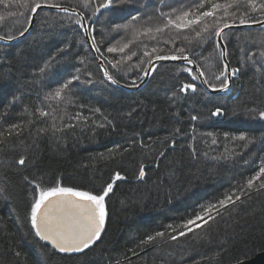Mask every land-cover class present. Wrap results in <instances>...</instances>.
Instances as JSON below:
<instances>
[{
  "label": "trees",
  "instance_id": "trees-1",
  "mask_svg": "<svg viewBox=\"0 0 264 264\" xmlns=\"http://www.w3.org/2000/svg\"><path fill=\"white\" fill-rule=\"evenodd\" d=\"M53 2L75 8L85 18L96 6L85 7L82 0ZM118 3L119 9L90 22L100 48L97 55L114 79L138 83L149 59L185 47L194 50L192 58L210 80L207 85L220 88L222 81L213 74L223 70V62L214 34L202 47L182 38L164 43L175 37V29L155 39L138 34L163 22L158 10H179L189 0ZM6 4H0V36H15L29 24L31 12L15 0ZM10 12L17 15L9 17ZM132 15L139 19L132 22ZM252 15L264 18L259 12ZM78 18L41 9L30 34L11 45L0 44V133L5 139L0 145V264H232L263 250L264 191L244 197L235 210H221L223 215L208 226L176 241L166 237L165 243L157 241L144 251L138 246L147 235L170 231L167 225L191 218L200 205L215 203L264 165V119L259 118L264 111V28L226 31L227 60L231 69L241 70L225 93H207L178 63L159 64L142 88L126 91L103 79L75 23ZM122 24L132 27L112 31ZM64 43L70 51L56 71L41 74L44 62ZM108 47L117 51L109 53ZM153 48L163 51L152 53ZM74 73L81 79L56 98L54 90ZM184 83H195L197 90L181 93ZM217 108L222 114L213 116ZM12 124H21L22 134L8 137ZM241 134L255 142L245 147L232 139ZM29 181L42 187L59 181L94 194L113 183L100 238L81 252L60 253L37 237L29 219L34 188Z\"/></svg>",
  "mask_w": 264,
  "mask_h": 264
},
{
  "label": "snow or ice",
  "instance_id": "snow-or-ice-1",
  "mask_svg": "<svg viewBox=\"0 0 264 264\" xmlns=\"http://www.w3.org/2000/svg\"><path fill=\"white\" fill-rule=\"evenodd\" d=\"M21 7L28 8L33 14L37 13L38 9L45 7L57 8L61 11L68 12L69 9L62 7L59 3H54L53 0H15ZM83 5L88 7L92 4L96 6L91 10V14L84 18L81 13L75 23L88 31V36L91 40L92 47L96 52H100V48L96 45V38L93 35L94 30H90V22L94 21V18L98 14L111 13L114 10L120 8L118 0H82ZM0 4H6V0H0ZM207 5V10H204ZM75 9H73V12ZM260 13L261 17H264V0H225V2H219V0H189L187 4H181L180 9L172 8L169 12L159 11V16L163 18V22L155 26L146 27L142 32H138L139 35H151L152 39L156 38V35L164 34L165 32L175 29V37H170L165 40L164 43H175L177 39L191 44L195 41L197 47H202L206 43L211 35L219 38L215 48L219 50V58L221 62L227 56L226 37L229 35L225 30L231 31L233 28L239 26H251L253 24H260L264 28V18L257 19L253 13ZM239 13V16H237ZM17 14L14 12L8 13L9 17H15ZM233 17L232 23H229L227 17ZM239 19V25L235 23L236 19ZM4 17L0 16V20ZM139 19L137 15L131 16V21L135 22ZM151 19V17H149ZM30 21L31 17H27ZM222 22V26H221ZM30 25L23 27L18 31L17 35L0 36V40H5L6 43L13 41L19 37H22L29 31ZM132 27L131 24L115 25L112 31L117 32L121 28L127 29ZM194 33V35H193ZM207 34V35H206ZM159 42V41H158ZM128 45L125 44L119 51L123 52ZM70 51V45L64 43L60 48L44 62L43 66L39 69L41 74L48 71L55 72L57 62ZM109 53L117 51L115 47H108ZM163 51L162 49L153 48L152 53H158ZM152 53L145 51V56H152ZM132 55H135L133 52ZM195 55L193 49H186L185 47H177L171 54L155 55V60H181L185 62L183 71L187 72L192 81L198 80L204 77L206 73L200 71L198 67H187V65H195V61L192 58ZM251 58V56H250ZM131 59V56L127 57ZM207 59V58H205ZM80 62H84V58H80ZM120 63L117 61L113 64L116 67ZM149 64H152V59H149ZM240 68H232L229 70V65L223 63V70L218 75H214L216 80L222 81L220 84V90H227L229 88V81L231 77H235L240 71ZM105 77L113 84H117L118 81L114 79L109 72L104 69ZM80 69H76V73H79ZM198 73V75L196 74ZM149 75L148 72H144L140 77L141 82L145 76ZM81 76L79 74H72L63 83H61L55 90L54 96L56 98L61 97L65 90H70L73 83L79 81ZM91 82V81H89ZM135 81L133 85L135 86ZM204 84L210 85L209 79L202 81ZM211 86V85H210ZM215 90V86H212ZM189 90L195 92L197 86L195 83H184L179 91L181 93H187ZM222 114V110L217 108L212 115L218 116ZM41 116H46L48 113L41 111ZM259 118L264 119V111L259 112ZM191 119L195 121L196 116H192ZM66 127H72V125H66ZM8 137H11L14 133L16 135L22 134L21 124H12L6 129ZM40 132L46 131V129H39ZM232 139L245 142L247 145L255 142L252 138H246L245 135L232 137ZM216 141L213 140V143ZM5 143L4 133H0V145ZM127 151V149L125 150ZM236 153H233L235 155ZM164 153H161L163 156ZM21 165L25 163L21 158L18 161ZM145 176L144 167L141 166L139 171V177L142 179ZM120 173L115 174V179H121ZM28 181V177H25ZM34 186L33 188V202L30 206L29 219L31 227L35 232V235L42 241L51 244L52 248L58 250L60 253L81 252L84 249L89 248L95 241H97L105 226L106 220V205L105 198L113 190V183H108L101 194H94L90 191L79 190L74 187L62 186L59 181L56 185L42 187L35 181H29ZM239 195H236V192ZM264 191V165L246 180L245 183L238 185L231 192L225 194L222 198L218 199L215 203H208L207 205H200V210L195 212V215L191 218L182 220L180 224L173 226L167 225V230L170 231H157L154 234L147 235L138 247L141 251L149 245H157V241L161 244L166 242L167 239L176 241L181 237H185L189 233L195 230L202 229L208 226L211 222L216 220V217L222 216L221 210H227L230 206L235 210L237 202L243 203L244 197H251L253 192ZM178 229H182L179 230ZM133 255L138 253L133 252Z\"/></svg>",
  "mask_w": 264,
  "mask_h": 264
},
{
  "label": "water",
  "instance_id": "water-1",
  "mask_svg": "<svg viewBox=\"0 0 264 264\" xmlns=\"http://www.w3.org/2000/svg\"><path fill=\"white\" fill-rule=\"evenodd\" d=\"M61 6L69 9L68 13L74 14V15H76V16H78L80 18L81 12L79 10H77L75 8L68 7V6H64V5H61ZM42 9H47V10H51V11H55V12H64V11H61V10H59L57 8L45 7V8H42ZM73 9H75L74 12H73ZM40 10L41 9H38L37 10V13ZM37 13H35V14L31 13V15H30L31 20L29 21V24H28V25H30L29 31L27 33H25L24 36L19 37V38L13 40V41H9L7 43H6L5 40H0V44H2V45H11V44H14V43L20 41L21 39H23L24 37H26L28 34H30V32L32 31V29L34 27V23H35V19H36ZM236 24L239 25V23H236ZM259 28H262V26L260 24H253L251 26H239V27L233 28L232 30H246V29H259ZM225 31H228V30H225ZM82 32H83V36L85 38V41H86L88 47L92 51L94 57L97 59V63L99 65V68H100V71L102 73L103 79L107 83H109L111 85H114V86H118V87H120V88H122V89H124L126 91H136V90H139L140 88H142L147 83V81L150 78L151 74L153 73V71L155 70V68L159 64L178 63V64H181V65H185V62L184 61H181V60H176V61H171V60L157 61L155 59H152V64H148L147 69L145 71V72H148L149 75H147V76L144 77L143 82H141V80H140L138 83L135 84V86L133 84L132 85H125V84H122V83H119V82L117 84H113L104 75V71L103 70L106 69L108 71V69H107L104 61L101 58L98 57L97 52L92 47L91 40H90V38L88 36V31H86V30H84L82 28ZM215 40H216V43L220 42L219 41V38H217V37H215ZM223 63H227L229 65V62L227 60V57L224 58ZM187 67L193 68L194 71H195V68L196 67L199 68V66L196 63H195V65H187ZM230 69H231V67L229 65V70ZM199 70H200V68H199ZM196 74L198 75V73H196ZM198 80H199V83H200L201 87L204 89V91H206L209 94L225 93V92L229 91V89H230L231 78H230V81H229V88L227 90H220V88L214 90V89L210 88L207 84L202 83V81L204 80V77H201ZM45 243H47V244H49L51 246L50 243H48V242H45ZM232 264H264V249L261 250V251H258L252 257H250L248 259H243V260L237 261V262L232 263Z\"/></svg>",
  "mask_w": 264,
  "mask_h": 264
}]
</instances>
